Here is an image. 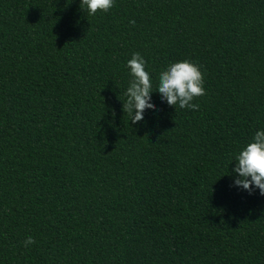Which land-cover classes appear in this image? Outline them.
Segmentation results:
<instances>
[{
  "label": "trees",
  "instance_id": "obj_1",
  "mask_svg": "<svg viewBox=\"0 0 264 264\" xmlns=\"http://www.w3.org/2000/svg\"><path fill=\"white\" fill-rule=\"evenodd\" d=\"M137 52L156 109L132 124ZM184 59L198 110L156 93ZM260 130L264 0H0V264H264V196L233 184Z\"/></svg>",
  "mask_w": 264,
  "mask_h": 264
},
{
  "label": "clouds",
  "instance_id": "obj_2",
  "mask_svg": "<svg viewBox=\"0 0 264 264\" xmlns=\"http://www.w3.org/2000/svg\"><path fill=\"white\" fill-rule=\"evenodd\" d=\"M114 3L115 0H80V8L86 10L88 15H95L98 11L107 13ZM127 67L130 69L131 79L122 110L129 116L132 124H135L144 119L145 110L156 109V105L151 103L153 82L150 73L146 71V61L140 53L132 54ZM156 93L169 106L178 105L181 109L198 110L199 104L192 101L206 95L201 67L189 59L169 63L159 74ZM234 161L233 172L237 174L234 186L246 190L250 195L255 189H259L260 195L264 196V130L255 132L252 141L235 154ZM35 243L32 236L23 241L25 248Z\"/></svg>",
  "mask_w": 264,
  "mask_h": 264
}]
</instances>
